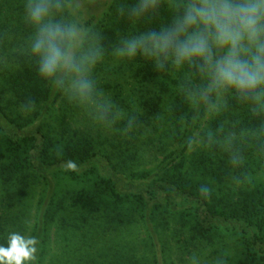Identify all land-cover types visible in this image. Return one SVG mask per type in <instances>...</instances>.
<instances>
[{
    "label": "rangeland",
    "instance_id": "374dc122",
    "mask_svg": "<svg viewBox=\"0 0 264 264\" xmlns=\"http://www.w3.org/2000/svg\"><path fill=\"white\" fill-rule=\"evenodd\" d=\"M113 1L68 0L67 8L71 14L82 19L103 17L106 6ZM13 13L0 0V242L8 231H19L34 239L37 233L41 203L48 187L30 174L33 173L32 169L19 170L21 162L25 163L24 159L28 156L25 148L17 149L18 144L23 145L26 136L35 133L36 125L44 123L53 126L59 140L64 137L60 132L64 131L65 139L68 137L73 142L86 144L94 141L96 152L101 154L103 148L104 152H109L110 144H116L118 138L117 121L132 112L128 106L132 108L137 105L143 95L159 93L162 87L161 81L158 82L160 86L152 83L142 85L126 69L118 73L114 70L115 74L105 79V83L111 86L105 88L103 84L101 87L103 75L101 66L97 64L92 69V72L97 70L95 75L92 72L91 75L96 82L98 98L108 101L112 106L114 96L119 95L121 99L116 106L120 108L117 113L119 118L101 121L91 106L73 98L65 89L53 113L54 117H58L55 119L47 116L46 122L40 121L44 113L42 103H26L12 88L13 79L20 68V57L24 52L32 56L27 45L34 33L33 27L29 30L22 15L20 21L13 18L15 22L9 24L8 20ZM17 35L26 39L22 42L16 38ZM126 60L122 63H126ZM127 61L125 67L128 69L133 64V68L140 64L135 60ZM115 62H120V59ZM147 132L140 137V141L135 142L134 149L138 150V157L135 162L126 163L129 166L126 170L131 168L133 173L154 171L167 153L178 147L175 141L167 143L160 138L152 128H148ZM11 140L16 141L17 145H13ZM34 151L30 152L33 157L36 156ZM196 159L206 164L199 165ZM184 163L185 169L195 180L205 183L209 197L229 199L237 205H242V201L259 200L264 196L263 117L254 115L247 105L236 98L225 96L220 111H207L202 119L187 149ZM205 166L211 169L212 176H208ZM54 182L60 196L66 197L67 206L43 234L40 264H101V220L90 219L88 210L84 213L81 208H69V199L80 192L84 184L90 186L91 182H73L66 176L56 177ZM185 207L183 204L176 212L162 209L159 215L162 220L157 230L166 246L165 264H239L243 251L240 234L231 228H221L208 234L209 237L200 239L193 233L194 223L183 210ZM126 228H121L123 237L135 241L140 249L146 238L144 231L136 226L129 230ZM194 235L197 238L195 240ZM139 253L140 258L136 257L135 260L142 259L143 252ZM133 255L129 252L122 264H133ZM130 256L132 262H128Z\"/></svg>",
    "mask_w": 264,
    "mask_h": 264
},
{
    "label": "trees",
    "instance_id": "16d2710c",
    "mask_svg": "<svg viewBox=\"0 0 264 264\" xmlns=\"http://www.w3.org/2000/svg\"><path fill=\"white\" fill-rule=\"evenodd\" d=\"M3 2L15 12L8 20L9 24L20 21L21 15L23 17V0ZM67 2L60 0L64 18L76 22L99 43L102 55L95 66H101V75H106L102 76L101 87L103 84L105 88L110 87L105 79L125 69L133 73V78L142 85L152 83L162 87L159 93L143 95L137 105L132 108L128 106L132 112L117 121L118 138L116 144H110L109 152H104V148L101 154L96 152L94 141L86 144L73 142L68 137L65 139L64 131L60 132L64 137L59 140L56 128L44 123L36 125L35 133L26 136L23 145L18 144L17 149L25 148L28 156L24 159L25 163L21 162L19 170L32 169L33 173L30 174L48 187L37 223L34 264H40L41 241L48 225L67 206L66 197L60 196L55 189L54 181L59 176H66L73 182H91L90 186L84 184L82 190L69 199V208H81L84 213L88 210L90 219L101 220V264H122L129 252L134 253V261H131V256L128 259L133 264H165L166 246L157 230L162 220L159 215L162 209L179 211L183 204L186 206L183 210L192 218L193 233L198 238H207L208 234L221 228H231L241 236L243 251L239 264H264V196L252 202L242 201V205L217 196L209 197L205 183L195 180L185 169V154L208 110L204 104H194L187 98L183 87L184 74L158 69L143 58L134 59L140 64L134 68L133 64L128 69L125 67L128 61L123 64L125 59L114 55L123 39L162 23L166 18H135L130 14V9L138 0H114L106 6L103 17L82 19L71 14ZM25 24L29 25L30 30L32 26ZM16 38L22 42L26 39L19 35ZM24 53L20 57V68L13 79L12 88L26 103H42L44 113L40 121L46 122L47 116L56 119L58 116H53L55 106L65 88L58 81L42 76L36 59ZM118 59L120 62H115ZM115 63L118 64L113 67ZM159 81L162 84L159 85ZM120 99L116 95L111 103L115 113L120 112V108H116ZM148 128H152L167 143L175 141L178 147L167 153L156 170L133 173L131 168L125 169L129 168L126 163L136 161L138 150L134 149L135 142L148 133ZM11 143L17 145L16 141L11 140ZM33 150H36V158L30 155ZM197 163L206 164L203 160ZM204 170L208 176H212L211 169L205 166ZM123 226H127L126 230L136 226L144 231L146 238L140 249L135 241L123 237ZM139 252H143L142 259L135 260L136 257L140 258Z\"/></svg>",
    "mask_w": 264,
    "mask_h": 264
},
{
    "label": "clouds",
    "instance_id": "9594fccd",
    "mask_svg": "<svg viewBox=\"0 0 264 264\" xmlns=\"http://www.w3.org/2000/svg\"><path fill=\"white\" fill-rule=\"evenodd\" d=\"M130 14L166 19L123 39L116 57L183 73L187 98L209 112L220 111L230 96L264 117V0H138ZM23 18L34 29L30 50L40 74L91 106L101 121L118 119L98 98L91 75L102 55L97 39L64 18L60 0H23ZM36 244L8 231L0 264H34Z\"/></svg>",
    "mask_w": 264,
    "mask_h": 264
}]
</instances>
